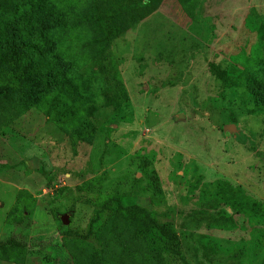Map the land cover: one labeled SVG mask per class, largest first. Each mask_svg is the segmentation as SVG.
I'll return each mask as SVG.
<instances>
[{
	"label": "rangeland",
	"instance_id": "obj_1",
	"mask_svg": "<svg viewBox=\"0 0 264 264\" xmlns=\"http://www.w3.org/2000/svg\"><path fill=\"white\" fill-rule=\"evenodd\" d=\"M31 1L0 0V19ZM39 2L76 99L0 60V239H16L0 264H264V105L249 84L264 0ZM112 196L175 238L109 210L88 238L64 234Z\"/></svg>",
	"mask_w": 264,
	"mask_h": 264
},
{
	"label": "trees",
	"instance_id": "obj_2",
	"mask_svg": "<svg viewBox=\"0 0 264 264\" xmlns=\"http://www.w3.org/2000/svg\"><path fill=\"white\" fill-rule=\"evenodd\" d=\"M57 18L50 7L41 5L39 0H32L27 6L19 9L15 20L7 18L0 19V60L10 61L25 68L27 75L39 86H43V92L47 93L53 89H59L60 94L68 99H76L74 91L78 85L75 75L77 72L72 65L64 63L60 68V58L55 56V45L59 44L62 36L57 28ZM261 35L259 37L260 44ZM262 74L251 71L249 84L251 95L264 105V65L258 68ZM65 97V96H64ZM65 97V98H66ZM66 98V99H67ZM240 135V134H239ZM154 185L159 187L158 176L154 173L149 175ZM109 210L114 213L123 212L128 218L137 223L138 229L146 236L149 230L156 228L164 234L167 239L175 238L169 229L163 227L153 218L151 212L137 204L124 205L117 196L107 198L90 220L85 232L76 229H68L64 234L86 239L98 221V216ZM14 222L20 224L23 217H14ZM229 220V219H228ZM16 247V239L9 236L0 239V252Z\"/></svg>",
	"mask_w": 264,
	"mask_h": 264
},
{
	"label": "water",
	"instance_id": "obj_3",
	"mask_svg": "<svg viewBox=\"0 0 264 264\" xmlns=\"http://www.w3.org/2000/svg\"><path fill=\"white\" fill-rule=\"evenodd\" d=\"M235 128V125L234 124H228V126H227V128H226V130H225V132L226 133H229V132H231L233 129ZM61 220H62V222L63 223H69V219H68V217H67V215H62L61 216Z\"/></svg>",
	"mask_w": 264,
	"mask_h": 264
}]
</instances>
